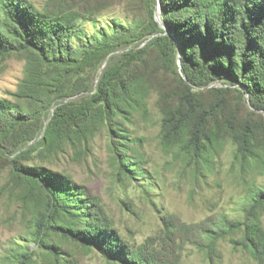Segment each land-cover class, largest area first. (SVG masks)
<instances>
[{"label": "rangeland", "instance_id": "374dc122", "mask_svg": "<svg viewBox=\"0 0 264 264\" xmlns=\"http://www.w3.org/2000/svg\"><path fill=\"white\" fill-rule=\"evenodd\" d=\"M23 1L41 15L71 21L73 57L92 42L110 51L81 77L70 62L54 67L32 51L0 55V264H125L52 229L81 228L82 218L77 209L50 211L51 195L36 170L75 184L129 249L147 248L163 264H259L243 245V228L220 238L213 231L223 219L244 222L252 198L264 191V110L251 105L242 84L229 78L192 87L197 113L213 111L204 151L195 156L185 148L195 115L184 118L179 60L150 47L163 35L176 40L159 0ZM122 63L129 65L113 86L118 110L106 120L93 97L104 70ZM125 84L131 95L122 99ZM62 108L85 112L62 125L56 119ZM246 124L243 160L234 136ZM256 223L264 231V206Z\"/></svg>", "mask_w": 264, "mask_h": 264}, {"label": "trees", "instance_id": "16d2710c", "mask_svg": "<svg viewBox=\"0 0 264 264\" xmlns=\"http://www.w3.org/2000/svg\"><path fill=\"white\" fill-rule=\"evenodd\" d=\"M159 1L163 24L174 33L176 40L163 35L153 39L150 47L157 48L170 62L179 60L182 77L177 75L176 79L185 89L181 102L186 108L184 118L195 115L185 148L200 156L204 151L203 129L213 111L197 113L192 87L231 78L242 84L255 109L264 110V0ZM148 2L154 4L155 0ZM190 10L197 11V15H189ZM169 14L180 16L181 20H173L170 24L165 20ZM70 24L68 18L41 15L23 0H0V55L32 51L54 67H65L64 64L70 62L77 77H81L86 71L97 69L110 46L92 42L73 57L75 54L68 47L72 37ZM128 65L108 66L99 80L93 102L102 106L106 120L118 110L113 86L119 85ZM80 80L84 82L83 89H88L87 80L79 78L76 83L79 84ZM119 89L122 99L130 97L131 89L126 84ZM84 109H75L74 112L68 108L59 109L56 119H60L62 125L69 123L73 118L83 116ZM61 111L64 112L59 113ZM249 138L247 124L234 136L243 160L249 154ZM35 174L51 195L50 211L70 214L71 209H77L80 215L76 214V217L82 218L81 228L57 226L52 227L54 231L84 247L95 248L107 260H119L125 264H163L161 257L147 248L142 251L129 249L105 223L98 206L86 204L79 198L80 188L75 184L57 174H43L37 170ZM251 201L244 222L223 219L214 223L216 230L213 231L220 238L243 228V245L251 249L259 264H264V231L256 223V211L264 206V191L257 192Z\"/></svg>", "mask_w": 264, "mask_h": 264}]
</instances>
